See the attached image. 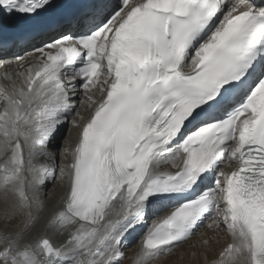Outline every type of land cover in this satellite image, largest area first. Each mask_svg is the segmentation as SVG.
Instances as JSON below:
<instances>
[{
  "label": "snow or ice",
  "instance_id": "obj_1",
  "mask_svg": "<svg viewBox=\"0 0 264 264\" xmlns=\"http://www.w3.org/2000/svg\"><path fill=\"white\" fill-rule=\"evenodd\" d=\"M13 62L0 264H264V0H0Z\"/></svg>",
  "mask_w": 264,
  "mask_h": 264
},
{
  "label": "bare ground",
  "instance_id": "obj_2",
  "mask_svg": "<svg viewBox=\"0 0 264 264\" xmlns=\"http://www.w3.org/2000/svg\"><path fill=\"white\" fill-rule=\"evenodd\" d=\"M22 55L25 56V59L22 61V63L25 66L29 65L32 62L33 57L28 55L27 53H23ZM8 58L11 59V55H8ZM17 70H18V67H17L16 62L9 63V64H0V78H2L3 75L6 73H14ZM0 83H3L2 79H0ZM2 107H3V105H2V103H0V108H2ZM85 115H87V113H85ZM132 250L135 251V247H133Z\"/></svg>",
  "mask_w": 264,
  "mask_h": 264
}]
</instances>
